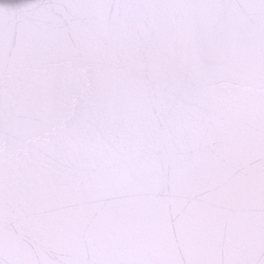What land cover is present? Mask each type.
I'll use <instances>...</instances> for the list:
<instances>
[{
	"label": "snow or ice",
	"instance_id": "6c2138e0",
	"mask_svg": "<svg viewBox=\"0 0 264 264\" xmlns=\"http://www.w3.org/2000/svg\"><path fill=\"white\" fill-rule=\"evenodd\" d=\"M0 264H264V0H0Z\"/></svg>",
	"mask_w": 264,
	"mask_h": 264
}]
</instances>
